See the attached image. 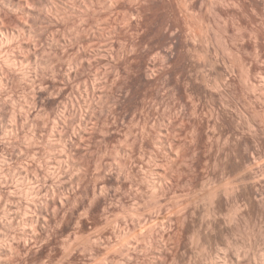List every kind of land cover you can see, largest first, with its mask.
Returning a JSON list of instances; mask_svg holds the SVG:
<instances>
[{
    "label": "rangeland",
    "instance_id": "374dc122",
    "mask_svg": "<svg viewBox=\"0 0 264 264\" xmlns=\"http://www.w3.org/2000/svg\"><path fill=\"white\" fill-rule=\"evenodd\" d=\"M0 264H264V0H0Z\"/></svg>",
    "mask_w": 264,
    "mask_h": 264
}]
</instances>
